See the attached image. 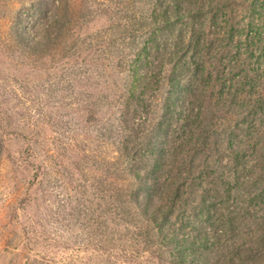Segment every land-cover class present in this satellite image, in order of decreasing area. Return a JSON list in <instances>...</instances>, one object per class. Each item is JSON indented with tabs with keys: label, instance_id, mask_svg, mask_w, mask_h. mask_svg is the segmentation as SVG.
I'll list each match as a JSON object with an SVG mask.
<instances>
[{
	"label": "rangeland",
	"instance_id": "rangeland-1",
	"mask_svg": "<svg viewBox=\"0 0 264 264\" xmlns=\"http://www.w3.org/2000/svg\"><path fill=\"white\" fill-rule=\"evenodd\" d=\"M163 4L0 0V264L201 263L145 205L188 20L165 25Z\"/></svg>",
	"mask_w": 264,
	"mask_h": 264
},
{
	"label": "trees",
	"instance_id": "trees-1",
	"mask_svg": "<svg viewBox=\"0 0 264 264\" xmlns=\"http://www.w3.org/2000/svg\"><path fill=\"white\" fill-rule=\"evenodd\" d=\"M163 3L165 25L188 20L154 123L166 148L145 183L148 218L182 260L189 249L200 264H264V0ZM184 228L196 233L176 238Z\"/></svg>",
	"mask_w": 264,
	"mask_h": 264
}]
</instances>
